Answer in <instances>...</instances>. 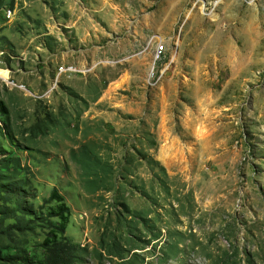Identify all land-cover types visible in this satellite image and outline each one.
Masks as SVG:
<instances>
[{
	"label": "rangeland",
	"instance_id": "1",
	"mask_svg": "<svg viewBox=\"0 0 264 264\" xmlns=\"http://www.w3.org/2000/svg\"><path fill=\"white\" fill-rule=\"evenodd\" d=\"M0 101V264L55 190L74 264H264V0H0Z\"/></svg>",
	"mask_w": 264,
	"mask_h": 264
},
{
	"label": "trees",
	"instance_id": "2",
	"mask_svg": "<svg viewBox=\"0 0 264 264\" xmlns=\"http://www.w3.org/2000/svg\"><path fill=\"white\" fill-rule=\"evenodd\" d=\"M0 109H5L2 101H0ZM50 200H56L59 203L57 211L53 215L59 220V223L53 227L50 238L45 240L48 249L45 264H74L73 252L77 249V246L73 245L69 240L62 241L57 237L59 235L63 237L66 233L70 210L56 190Z\"/></svg>",
	"mask_w": 264,
	"mask_h": 264
},
{
	"label": "built area",
	"instance_id": "3",
	"mask_svg": "<svg viewBox=\"0 0 264 264\" xmlns=\"http://www.w3.org/2000/svg\"><path fill=\"white\" fill-rule=\"evenodd\" d=\"M11 17H12V12L9 11V12H8V15H7V18L9 19V18H11Z\"/></svg>",
	"mask_w": 264,
	"mask_h": 264
}]
</instances>
